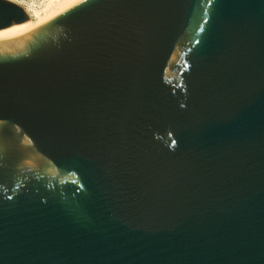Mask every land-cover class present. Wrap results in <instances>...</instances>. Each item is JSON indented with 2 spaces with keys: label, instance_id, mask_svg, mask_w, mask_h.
<instances>
[{
  "label": "water",
  "instance_id": "obj_1",
  "mask_svg": "<svg viewBox=\"0 0 264 264\" xmlns=\"http://www.w3.org/2000/svg\"><path fill=\"white\" fill-rule=\"evenodd\" d=\"M0 264H264V0H84L0 42Z\"/></svg>",
  "mask_w": 264,
  "mask_h": 264
},
{
  "label": "bare ground",
  "instance_id": "obj_2",
  "mask_svg": "<svg viewBox=\"0 0 264 264\" xmlns=\"http://www.w3.org/2000/svg\"><path fill=\"white\" fill-rule=\"evenodd\" d=\"M18 5L14 0H7ZM38 5L31 4L24 8L27 21L0 31V42L18 39L32 33L45 23L57 17L84 0H36Z\"/></svg>",
  "mask_w": 264,
  "mask_h": 264
},
{
  "label": "rangeland",
  "instance_id": "obj_3",
  "mask_svg": "<svg viewBox=\"0 0 264 264\" xmlns=\"http://www.w3.org/2000/svg\"><path fill=\"white\" fill-rule=\"evenodd\" d=\"M19 7H21L23 10L25 7L34 4V5H38V2L36 0H14ZM27 5V6H26Z\"/></svg>",
  "mask_w": 264,
  "mask_h": 264
}]
</instances>
